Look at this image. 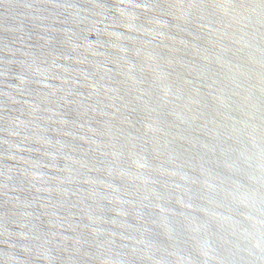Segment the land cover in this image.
<instances>
[{"label": "water", "instance_id": "1", "mask_svg": "<svg viewBox=\"0 0 264 264\" xmlns=\"http://www.w3.org/2000/svg\"><path fill=\"white\" fill-rule=\"evenodd\" d=\"M0 264H264V0H0Z\"/></svg>", "mask_w": 264, "mask_h": 264}]
</instances>
